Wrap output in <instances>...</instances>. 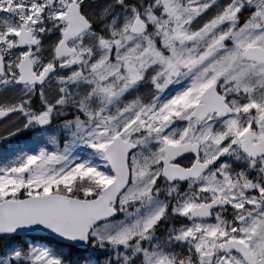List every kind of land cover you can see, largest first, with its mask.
<instances>
[{"label":"snow or ice","instance_id":"6c2138e0","mask_svg":"<svg viewBox=\"0 0 264 264\" xmlns=\"http://www.w3.org/2000/svg\"><path fill=\"white\" fill-rule=\"evenodd\" d=\"M0 264H264V0H0Z\"/></svg>","mask_w":264,"mask_h":264}]
</instances>
